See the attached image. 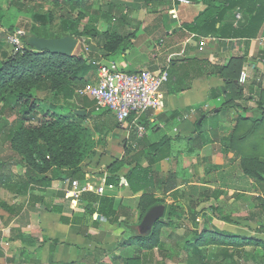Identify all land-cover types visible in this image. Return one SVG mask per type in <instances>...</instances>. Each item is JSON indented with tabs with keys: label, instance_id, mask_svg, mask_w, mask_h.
Returning a JSON list of instances; mask_svg holds the SVG:
<instances>
[{
	"label": "crops",
	"instance_id": "0c3cea01",
	"mask_svg": "<svg viewBox=\"0 0 264 264\" xmlns=\"http://www.w3.org/2000/svg\"><path fill=\"white\" fill-rule=\"evenodd\" d=\"M130 3L134 35L129 48L123 54L93 52L109 63L118 62L126 71L169 73L159 93L162 107L142 116L147 120L143 141L147 145L165 136H182L193 154L183 153L152 165L162 175L176 173V189L181 191L174 197L171 192H158L156 197L172 196L181 206L192 203L200 212L196 229L206 225L233 234L236 242L248 241L230 247V252L240 250L242 256L236 260L248 264L246 255L251 250L257 255L254 264H264V180L249 176L241 165L243 158L264 159V22L255 38L221 37L194 29L196 18L207 8L206 0ZM261 3L264 7V0ZM237 14L223 13L217 26L226 28L234 22L245 27L249 16L239 26L242 18ZM215 67L223 68V76L213 73ZM243 73L247 75L244 83L240 81ZM105 111H94L84 122L94 132V160L72 178L54 180L44 193V204L31 206L26 196L21 199L23 196L9 193L14 199L6 202L20 212L11 215L2 209L0 213V264H128L125 257L129 256L148 264L154 258L155 249H139L123 227L99 212L100 198L109 197L128 207V223L139 222L141 194H134L126 184L116 186L106 180L113 160L145 147L144 142L138 144L141 139L135 141L127 124ZM97 157L108 158L106 164L96 168ZM143 165H148L147 160ZM130 167L124 165L118 174L126 175ZM74 181L89 186L78 199L67 194ZM70 201L79 224L62 223L61 215L53 211ZM89 205L93 213L86 211ZM206 208L211 212L205 215ZM219 211L224 213L218 216ZM249 241L254 243L250 246Z\"/></svg>",
	"mask_w": 264,
	"mask_h": 264
},
{
	"label": "trees",
	"instance_id": "16d2710c",
	"mask_svg": "<svg viewBox=\"0 0 264 264\" xmlns=\"http://www.w3.org/2000/svg\"><path fill=\"white\" fill-rule=\"evenodd\" d=\"M60 7L41 11V3L31 0H12V4L19 12L30 15V23L25 28L12 26L8 29L16 35L22 48L9 53L4 48L7 43L5 33H0V141L7 144L8 149L0 154V187L19 195L26 196L30 205L44 204V193L54 180H68L77 172L83 170L82 160L89 159L96 153V141L91 128L84 125L85 120L98 110L96 101L77 94V90L88 83L97 65L110 63L102 56L90 51L80 55L59 54L49 50H39L32 45L31 40L36 37L62 38L80 35L87 31V24L82 23L85 12L97 8L98 4L92 0H54ZM219 0H206L207 8L195 20L196 31L211 33L221 37H246L255 38L264 22V7L261 0H224L222 5ZM97 6H96V5ZM225 4V5H224ZM0 6V13H1ZM234 11L249 16L248 24L237 27L234 22L228 27L217 26L222 14ZM57 15L54 16V13ZM108 18V22L116 25L110 31L109 37H115L108 47L111 52L117 51L121 46L125 34L121 37L120 30L125 24L124 8H119L115 16ZM113 44V45H112ZM108 45V46H109ZM108 49V50H109ZM214 74L223 76V68L215 67ZM79 85V88L76 86ZM34 87V89H32ZM76 88V89H75ZM56 91L62 95L70 111L59 113L56 104L47 112L42 111L41 101L33 91ZM77 101L79 103L77 104ZM262 103H259L261 106ZM80 108L86 111L84 116L77 115L73 109ZM104 114L111 115L105 109ZM37 121V125L26 130V122ZM141 121L147 126V120ZM144 137L138 144H142ZM182 136L175 138L163 137L157 143H148L144 149L127 158L115 159L108 165L107 183L124 186L134 194H141L138 203L139 222L136 225L128 223V207L118 205L115 199L100 198L99 212L104 214L112 224L124 228L128 239L136 241L135 246L148 252L157 248L160 259L153 256L148 264H239L240 250L230 252V247L247 245L239 241L230 233L218 229L211 230L206 225L198 230L196 207L187 203L195 230L185 228L182 219L188 212L181 205H172V213L165 212L170 220H159L150 234L142 236L139 225L145 214L161 200L156 197L158 192H171L174 197L181 194L178 191L176 173L162 175L152 170V165L166 158L181 154H193L186 147ZM148 165L144 166L143 161ZM124 165H131L126 175L118 172ZM241 165L249 176L264 180V159L243 158ZM14 166L25 169L23 174L12 171ZM125 185V186H126ZM83 196V195H82ZM96 200L97 197L93 196ZM94 201V200H92ZM0 207L11 215L20 212L19 207L10 205L0 200ZM92 206L86 211L93 213ZM167 208V207H166ZM76 207L73 201L61 207H53V211L61 215V222L79 224L80 219L74 217ZM73 216V217H72ZM226 220L231 221L230 217ZM166 225L182 228L183 234L179 235L174 229H166ZM250 244V241H249ZM171 246V249L168 246ZM255 245V244H254ZM264 245V243H263ZM248 264H254L256 254L251 250L247 252ZM128 264H140L139 257H125Z\"/></svg>",
	"mask_w": 264,
	"mask_h": 264
},
{
	"label": "rangeland",
	"instance_id": "374dc122",
	"mask_svg": "<svg viewBox=\"0 0 264 264\" xmlns=\"http://www.w3.org/2000/svg\"><path fill=\"white\" fill-rule=\"evenodd\" d=\"M23 1V0H22ZM94 2H96V4H98L97 8H92L90 10H88L87 12H85V15H83L82 17V23L87 24L88 28L87 31H85L84 33L80 34V35H75V36H71L74 37L77 40V44L74 48V51L72 54L75 55H80L83 52L85 53V51L90 52V51H96L98 52L99 50H104L107 54L108 52H111L112 50H110L108 47H111L109 45L110 42H113V40L115 39V37H109L108 35L111 33L110 31L112 30V28L116 25L115 23H110L108 22V18H110L111 16H109L110 14L112 16H115L119 10V8H124V14H125V24L123 25L122 29L120 30L121 32V37L124 36L125 34V38H123L122 42H121V46L123 48H119L116 52L113 51V53H118V54H123V52L125 51V49H128L130 46V39L131 37L134 35V31H133V23H131L130 19H132V5H131V1L134 0H92ZM31 2H35V3H41L42 8H40L41 11L51 8H57L60 7L54 0H31ZM95 4V5H96ZM0 6H1V13H0V33H5L6 37H7V43L6 46L4 48H7L6 50L9 51V53L11 52H16L18 49L15 45V43L11 40V37L14 36V34H11L8 29L12 26H18L20 28H25V26L28 27L29 25V21H30V15L28 13H24V12H19L16 7L12 4V0H0ZM97 6V5H96ZM57 15V12L54 13V16ZM109 45V46H108ZM113 45V44H112ZM109 49V50H108ZM99 51V52H100ZM112 54V53H109ZM114 63H116L118 66V62L112 61ZM120 67V66H119ZM121 68V67H120ZM162 71V70H159ZM155 72V71H152ZM168 72V71H167ZM79 85L76 86V88ZM75 88V89H76ZM32 89H34V87H32ZM78 90V89H76ZM35 92V90H33ZM36 95H38V97L40 98V103H41V107H42V111L47 112L48 110H50L52 108V104H56V111H58L59 113H67L70 111L69 106L67 105V103L64 101V99L62 98V95H59L56 93V91H36L35 92ZM111 114L116 118V116L111 112ZM117 119V118H116ZM37 121H32V122H26V130H30V128L32 126L37 125ZM8 149L7 144H4L0 141V154L5 153ZM106 159L108 158H95V165L96 168H100L102 165L106 164ZM94 160V158H88V157H84L82 160V165L87 167L89 165V162ZM12 171H14L16 174H23L25 172V169L21 166H14L12 168ZM10 191H8L6 188L4 187H0V200L6 201V200H12L14 198H12V196H10ZM25 196H23L21 199H23ZM161 200L160 203L164 204L167 208L166 211L171 212L172 213V205H178L177 203H175L176 201L173 199L172 196H170V199H168L167 195H164L163 197L159 198ZM184 211H188L183 219V226L185 228L191 229V230H195L192 220L190 219V212L188 210L187 205L183 206ZM205 209V208H203ZM210 208H206V210H208V212L205 213L209 214L211 211L209 210ZM2 208L0 207V213L2 212ZM4 212V211H3ZM221 216L224 212L223 211H219ZM1 216V214H0ZM165 217V215H164ZM174 216H171L170 220H168L167 216L164 218L163 221H168L166 223H171L172 220H174ZM166 229H174L176 230V233H178L179 235L183 234V229L182 228H174L172 225H166L165 227ZM254 242L250 241V246L251 244H253ZM171 249V246H168ZM236 249V248H235ZM156 253L154 254V259L158 260L160 259V255L158 253L157 248L155 249ZM170 264H173L170 262Z\"/></svg>",
	"mask_w": 264,
	"mask_h": 264
},
{
	"label": "built area",
	"instance_id": "2783aa9c",
	"mask_svg": "<svg viewBox=\"0 0 264 264\" xmlns=\"http://www.w3.org/2000/svg\"><path fill=\"white\" fill-rule=\"evenodd\" d=\"M179 3H190V0H177ZM238 19L242 18L240 13ZM17 49L22 48L16 35L11 37ZM96 65L91 79L76 92L78 95L89 97L96 101L98 109H107L112 112L122 125H128L132 129L135 141L142 139L146 133V127L141 121L142 116L149 110H157L162 107L159 96L161 87L169 79L167 70L152 72L141 70L130 72L120 68L116 63L109 65ZM246 73H243L240 81H246ZM89 186L81 185L78 181L72 183V189L68 196L78 199ZM102 193V189H99Z\"/></svg>",
	"mask_w": 264,
	"mask_h": 264
},
{
	"label": "water",
	"instance_id": "95a60500",
	"mask_svg": "<svg viewBox=\"0 0 264 264\" xmlns=\"http://www.w3.org/2000/svg\"><path fill=\"white\" fill-rule=\"evenodd\" d=\"M247 21L248 17L243 16L242 19L238 22V25L244 26ZM31 43L39 50H49L53 53L69 55L73 53L74 48L77 44V40L71 36L62 38L36 37L31 40ZM73 111L80 116H84L86 114V111L80 108H74ZM202 119L199 121V123H201ZM165 212L166 206L162 203H159L150 208L139 225L140 234H150L156 223L164 217Z\"/></svg>",
	"mask_w": 264,
	"mask_h": 264
}]
</instances>
